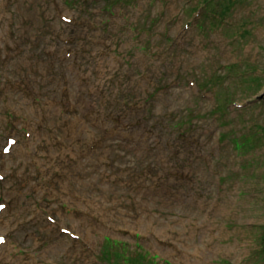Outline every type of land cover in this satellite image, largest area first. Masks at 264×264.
Returning a JSON list of instances; mask_svg holds the SVG:
<instances>
[{
    "label": "rangeland",
    "instance_id": "374dc122",
    "mask_svg": "<svg viewBox=\"0 0 264 264\" xmlns=\"http://www.w3.org/2000/svg\"><path fill=\"white\" fill-rule=\"evenodd\" d=\"M206 1L0 0V264H264V0Z\"/></svg>",
    "mask_w": 264,
    "mask_h": 264
},
{
    "label": "trees",
    "instance_id": "16d2710c",
    "mask_svg": "<svg viewBox=\"0 0 264 264\" xmlns=\"http://www.w3.org/2000/svg\"><path fill=\"white\" fill-rule=\"evenodd\" d=\"M211 2V0H207L205 3L206 4H209ZM226 99H228V97L226 98ZM225 99V100H226ZM225 103V102H224ZM226 105H228L227 103H226ZM223 110H225V109H221V112L223 111ZM219 112V111H218ZM249 134H251L250 132H247L246 131V133H244V134H242L241 136H238V137H232V142H236V144H235V149L238 151V150H241L242 148H244L246 145H241L240 144V142H242V141H244V140H246L245 139V137L247 136V135H249ZM253 134H255V133H253ZM222 136V135H221ZM261 252L264 254V246L261 248ZM138 263V262H137ZM141 264V263H140Z\"/></svg>",
    "mask_w": 264,
    "mask_h": 264
},
{
    "label": "bare ground",
    "instance_id": "6f19581e",
    "mask_svg": "<svg viewBox=\"0 0 264 264\" xmlns=\"http://www.w3.org/2000/svg\"><path fill=\"white\" fill-rule=\"evenodd\" d=\"M50 54V53H49ZM10 153V151H9ZM7 205H5L1 210H0V217L3 216V212L6 209ZM34 218V217H33Z\"/></svg>",
    "mask_w": 264,
    "mask_h": 264
},
{
    "label": "snow or ice",
    "instance_id": "6c2138e0",
    "mask_svg": "<svg viewBox=\"0 0 264 264\" xmlns=\"http://www.w3.org/2000/svg\"><path fill=\"white\" fill-rule=\"evenodd\" d=\"M5 151H7V149H4ZM0 207H3L2 205H0Z\"/></svg>",
    "mask_w": 264,
    "mask_h": 264
}]
</instances>
